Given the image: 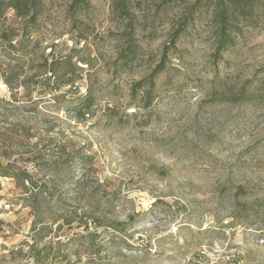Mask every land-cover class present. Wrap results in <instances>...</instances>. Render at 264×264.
Instances as JSON below:
<instances>
[{
  "label": "rangeland",
  "instance_id": "1",
  "mask_svg": "<svg viewBox=\"0 0 264 264\" xmlns=\"http://www.w3.org/2000/svg\"><path fill=\"white\" fill-rule=\"evenodd\" d=\"M76 1L46 0L32 34L54 62L46 93L31 89L36 65L0 45V264H32V239L61 240L57 264H264L263 27L245 26L217 63L211 12L172 46L169 0L134 5V31L115 12L119 0ZM22 25L9 12L0 30ZM132 32L137 55L121 71ZM162 63L144 111L133 86ZM7 65L23 73L20 86L5 85ZM10 166L64 195L73 227L34 232L31 186L17 188ZM92 216L104 225L89 240L99 252L78 226Z\"/></svg>",
  "mask_w": 264,
  "mask_h": 264
},
{
  "label": "trees",
  "instance_id": "2",
  "mask_svg": "<svg viewBox=\"0 0 264 264\" xmlns=\"http://www.w3.org/2000/svg\"><path fill=\"white\" fill-rule=\"evenodd\" d=\"M142 0H119L115 3V12L120 16L122 21L127 22L125 28L134 31L133 19L134 8L133 6L139 4ZM46 0H0V23L5 21L6 15L13 12L15 16L23 22L21 29L12 27H3L0 30V45L2 47L8 46L16 54L17 60H26L32 65H36L34 73L29 75L32 84L31 89L46 93L50 85L41 81V78L47 76L49 73H54V62L49 63L48 57L44 53L38 55L36 49L37 43L32 41V34L38 28V23L46 10ZM169 5L177 6L175 11V27L172 35V46H175L179 40L188 32L190 27L195 23L198 16L203 12H211V20L213 26V34L215 41L214 60L220 62L223 60L224 54L235 44L236 37L242 32L245 26L260 25L264 29V0H169ZM87 3L86 0H77L74 4ZM140 6V5H136ZM128 45L118 53L119 60L122 64L120 70L124 71L129 69L133 60L136 58L137 49L134 42L133 32L128 35ZM169 48L165 49L164 57L169 53ZM15 59L12 61L14 62ZM72 66V65H70ZM76 65H73L74 68ZM165 63L158 65L149 78L145 81L137 82L133 88L135 94L141 95V109L149 111L154 101V90L156 87V79L165 72ZM22 72H17L15 67L7 65L5 71L2 72V77L5 85L13 88V85L20 86L23 82L20 80ZM25 76L24 78H26ZM27 77V78H29ZM20 80V81H19ZM71 86L75 85V80L67 81ZM144 84L147 87L144 89ZM91 95L88 93L83 99L80 108V116L85 118L92 112ZM61 151L62 148H60ZM60 153V160L64 156ZM69 158V157H64ZM78 160V157L71 158ZM80 160V159H79ZM67 161V159H66ZM11 173L8 177L16 182L17 188L19 186L25 187V184L31 186L30 195L27 200L32 201L29 205L34 217L33 231H38V234L47 236L54 231L51 226H56V231H60L63 227L67 229L72 228V224L77 222L78 217L73 213L61 195L57 199L54 198L52 189H49L48 183L42 181L39 184H34L32 178L26 170L16 169L10 166ZM52 202V203H51ZM98 220L93 216L89 217L85 223L79 221V227H84L87 233L88 241L92 237L99 236L98 229L103 228V224L97 226ZM52 223V224H51ZM2 223L0 221V230ZM90 226H93L90 227ZM106 226V225H105ZM116 230H121L117 226H112ZM39 229V230H38ZM64 234V233H63ZM55 235H58L57 233ZM32 241V242H31ZM26 243L25 256L32 264H57L64 260L60 247L61 240H57L53 244H42L37 240H31ZM54 241V240H53ZM90 242V241H89ZM94 248L99 252L102 248L101 243L90 242ZM96 245H95V244ZM51 248L57 247V251L52 253ZM90 246V245H89ZM25 250L19 251L17 254H23ZM11 254L15 251L11 250ZM98 254V253H96Z\"/></svg>",
  "mask_w": 264,
  "mask_h": 264
}]
</instances>
